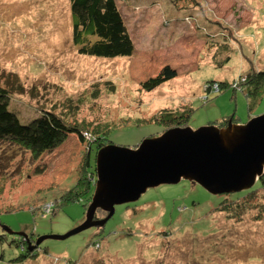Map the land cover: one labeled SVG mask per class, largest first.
Returning <instances> with one entry per match:
<instances>
[{
  "label": "rangeland",
  "instance_id": "obj_1",
  "mask_svg": "<svg viewBox=\"0 0 264 264\" xmlns=\"http://www.w3.org/2000/svg\"><path fill=\"white\" fill-rule=\"evenodd\" d=\"M116 1L136 50L131 58L101 60L74 46L70 0H0V80L17 74L26 89L12 95L11 109L25 123L52 110L81 130L39 158L0 142V264H264V190L238 214L215 212L222 196L186 180L117 206L105 228L36 247L42 236L64 235L85 221L88 197L70 203L69 194L90 146L94 162L96 143L135 148L162 135L166 126L154 119L163 110L193 108L194 130L264 116V95L250 116L244 93L206 92L218 88L211 81L246 87L264 65V0ZM223 28L230 33L212 46L211 35ZM165 67L177 77L143 91ZM25 247L31 257L13 263Z\"/></svg>",
  "mask_w": 264,
  "mask_h": 264
},
{
  "label": "water",
  "instance_id": "obj_2",
  "mask_svg": "<svg viewBox=\"0 0 264 264\" xmlns=\"http://www.w3.org/2000/svg\"><path fill=\"white\" fill-rule=\"evenodd\" d=\"M94 161L95 191L85 221L64 235L42 236L36 247L48 239L65 241L90 228L104 227L117 206L135 203L148 190L163 185L186 180L213 196L252 189L264 175V116L246 124L229 122L223 128H172L135 148L108 144L98 149ZM99 209L107 213L105 219L96 216ZM28 245L34 250L30 241Z\"/></svg>",
  "mask_w": 264,
  "mask_h": 264
},
{
  "label": "trees",
  "instance_id": "obj_3",
  "mask_svg": "<svg viewBox=\"0 0 264 264\" xmlns=\"http://www.w3.org/2000/svg\"><path fill=\"white\" fill-rule=\"evenodd\" d=\"M70 3L73 23V44L80 55L101 60L133 57L136 50L135 43L126 28L116 0H70ZM198 22L200 23L202 21L199 20ZM194 23L196 24V22ZM219 26H221V24ZM223 30L225 31H219V37L217 36V38L211 35V38H214L212 39L214 41L212 46L217 45L218 47L219 43L215 41H220L219 38L221 39L224 37L223 33H226V31L230 33L229 29L226 30V28H223ZM176 77V69L173 70L171 67H165L157 77L148 79L141 84V89L145 92L154 91ZM248 78L251 82H249L246 87H241L239 90L234 87V82L230 83L225 81L224 83L223 80L211 81L208 82V84L216 83L218 88L207 89L206 92L215 93L216 97H218L230 87L235 93L239 91L244 93L247 97L249 114L251 116L255 106L264 95V65H261V68L254 76L248 75ZM25 91V86L17 74L8 73L0 80V142L17 144L22 149L29 150L36 158H39L46 152L52 153L57 150L72 134L81 133V130H79L77 126L71 125L52 110L42 111L40 117L28 123L22 122L18 114L11 109L10 101L13 94H24ZM210 99L209 97L207 101H210ZM194 112L193 108L188 109L187 112L163 110L157 114V120L154 119V122L157 123L159 127L161 124L165 125L164 131L172 128H186L189 126ZM234 118L235 117L227 118L218 127L223 128L231 121L233 124H236L237 122H235ZM108 130L110 131L111 129L109 128ZM156 135L158 134L154 136ZM101 137L102 136H100V138ZM103 139L108 140V137ZM109 143L112 144V142ZM96 146L98 151V149L101 148V144L96 143ZM92 153V146H90L87 153H85L87 154V160L85 159L86 163L84 162V166L82 165L83 168L81 171L79 169L78 182L71 188L72 190L69 195L73 198L70 200V203L84 202V198L82 197L84 195L88 197L87 205L91 203L95 191L96 180L95 161H92ZM263 190L264 175L259 179L257 184L248 191L219 195L222 196L223 199L219 203V206L215 207L213 210L215 212L238 214L249 205L250 201L248 198H250V196ZM47 207L48 205H46V208ZM50 209L52 212L54 210L53 206ZM32 213L35 215L37 214L34 211H32ZM44 215L48 216L45 213L43 216ZM103 230L105 233V229ZM109 235H111V233H109ZM30 237H33L32 239L35 238L32 234ZM29 254L30 253L25 247L24 253L11 261L16 263L19 258L28 260L31 257V254Z\"/></svg>",
  "mask_w": 264,
  "mask_h": 264
}]
</instances>
